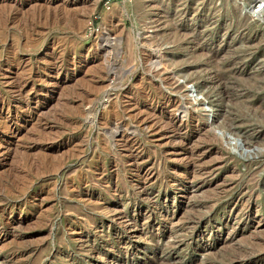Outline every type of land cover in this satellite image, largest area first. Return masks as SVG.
<instances>
[{
	"label": "rangeland",
	"instance_id": "1",
	"mask_svg": "<svg viewBox=\"0 0 264 264\" xmlns=\"http://www.w3.org/2000/svg\"><path fill=\"white\" fill-rule=\"evenodd\" d=\"M0 28V264H264V0H0Z\"/></svg>",
	"mask_w": 264,
	"mask_h": 264
},
{
	"label": "bare ground",
	"instance_id": "2",
	"mask_svg": "<svg viewBox=\"0 0 264 264\" xmlns=\"http://www.w3.org/2000/svg\"><path fill=\"white\" fill-rule=\"evenodd\" d=\"M96 4V3H95ZM35 17V16H34ZM5 20V19H4ZM76 22V21H75ZM82 24V23H81ZM1 29V28H0ZM2 31H3V29H2ZM25 35H26V33H25ZM116 120V119H115ZM117 132V131H116ZM113 136V135H112ZM114 137V136H113ZM26 157V156H25ZM57 165V164H56ZM55 169V168H54ZM56 170V169H55ZM42 173V172H41ZM26 186V185H25Z\"/></svg>",
	"mask_w": 264,
	"mask_h": 264
}]
</instances>
